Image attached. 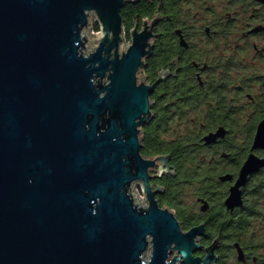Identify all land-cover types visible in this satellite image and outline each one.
<instances>
[{
	"label": "water",
	"instance_id": "1",
	"mask_svg": "<svg viewBox=\"0 0 264 264\" xmlns=\"http://www.w3.org/2000/svg\"><path fill=\"white\" fill-rule=\"evenodd\" d=\"M132 1L0 0V264H214L215 243L194 256L199 227L181 231L148 182L157 159L167 170L166 156L140 153L153 85L138 73L160 15L125 43L120 10ZM261 166L247 157L228 207Z\"/></svg>",
	"mask_w": 264,
	"mask_h": 264
},
{
	"label": "flooded vegetation",
	"instance_id": "2",
	"mask_svg": "<svg viewBox=\"0 0 264 264\" xmlns=\"http://www.w3.org/2000/svg\"><path fill=\"white\" fill-rule=\"evenodd\" d=\"M139 1L126 2L120 14L125 41L130 29L140 30L160 15L153 29L152 52L138 73L153 85L152 114L140 132V153L149 158L166 156L167 170L159 173V159L149 169L154 199L159 207L172 211L181 231L199 227L194 256L204 258L215 243L214 264H264V188L260 186L264 166L240 186V205L230 208L225 203L247 157L264 158V147L252 148L264 117V0H172V6L179 1L187 10H181L170 27L159 26L165 15L160 12L162 0H155V12L135 14L126 30L129 14L123 8ZM161 44L166 58L159 65L156 55ZM165 71L167 75L157 81ZM212 114L224 117L207 127V115ZM219 128L224 134L206 143L203 137ZM172 130L183 131L185 138L172 137ZM193 130L196 134L191 138ZM160 143L167 146L165 151L142 152L145 146ZM132 188H138L145 203L139 183Z\"/></svg>",
	"mask_w": 264,
	"mask_h": 264
},
{
	"label": "trees",
	"instance_id": "3",
	"mask_svg": "<svg viewBox=\"0 0 264 264\" xmlns=\"http://www.w3.org/2000/svg\"><path fill=\"white\" fill-rule=\"evenodd\" d=\"M157 2L154 0L153 2H148L147 0H142L139 1L136 4H127L126 7L123 8V10H127L128 12V23L126 25V30L129 29L132 26L133 23V19H134V15L135 14H139L140 17L142 16H146V15H152L155 12V7H156ZM181 10H187L185 7L181 6L179 4L176 3L175 6H172V0H162V4L160 5V12L163 13L165 15V18H163V20H161L159 26L160 27H170L171 21L172 20H177L180 18V12ZM96 29H98V26H95ZM163 45H158L157 46V52L158 54L156 55L157 60L159 61V65L163 63L164 59L166 58V54H164L162 52ZM207 117H210V119H208V126L209 127L211 124H216V123H221L222 119H223V114H217V115H207ZM212 117H215L214 119L211 120ZM196 134V131L193 130L191 131V135L193 138L194 135ZM172 137L175 138H185L184 132L183 131H173L172 130ZM173 149H175V147H172ZM165 149H167V146L163 145V144H154L151 146H145V148H142V152L144 153H155V152H163L165 151ZM187 149H189L188 147L185 150L182 151H186ZM181 150V149H180ZM179 153V152H177ZM193 164V163H192ZM186 165H188V163H186ZM179 173H182L181 171ZM195 171L191 170V175L195 176ZM183 174V173H182ZM262 188H264V180H262L261 185Z\"/></svg>",
	"mask_w": 264,
	"mask_h": 264
},
{
	"label": "rangeland",
	"instance_id": "4",
	"mask_svg": "<svg viewBox=\"0 0 264 264\" xmlns=\"http://www.w3.org/2000/svg\"><path fill=\"white\" fill-rule=\"evenodd\" d=\"M96 25H98V24L94 23V25L91 26V33L99 32V28L98 29L95 28ZM126 41H128V40H126ZM126 41H125V43H126ZM133 191H134V193H136L138 195V197L140 199H142V193L138 190V188H134Z\"/></svg>",
	"mask_w": 264,
	"mask_h": 264
}]
</instances>
